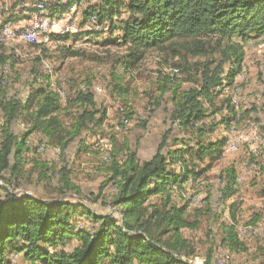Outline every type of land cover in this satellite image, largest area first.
Here are the masks:
<instances>
[{
  "label": "trees",
  "instance_id": "16d2710c",
  "mask_svg": "<svg viewBox=\"0 0 264 264\" xmlns=\"http://www.w3.org/2000/svg\"><path fill=\"white\" fill-rule=\"evenodd\" d=\"M22 1L12 4L13 13L3 18L2 23L27 18L23 10L15 12L16 5ZM79 2L81 0H52L42 12L47 10L49 21ZM30 10L29 16L39 11L35 5L33 9H24ZM122 13H127V17L117 26L118 43L133 48L127 55L130 67L150 48L168 47L181 39H192L195 45L201 44L203 38L218 40L216 46L221 48L222 60L214 68L204 66L196 87L182 91L171 89L170 121L187 133L188 138L176 137L170 144L168 135L164 134L150 158L140 162L135 152L129 151L122 162L112 161L108 181L117 187L112 203L118 218L112 214H97L82 202L15 195L3 188L0 264H196L190 260L193 247L181 230L194 229L197 223L185 216L188 203L178 204L172 198L177 190L183 189L185 182L199 178L210 169L211 164L199 167L205 158L214 160L222 154L227 138L211 140L208 137L221 121L229 124L232 118L208 119L222 109L216 106L213 93L231 84L241 73L242 42L264 34V0H102L98 6L86 8L84 15L91 20L90 16L95 15L96 23H100ZM50 28L46 34L51 33ZM66 31L49 36L65 42L71 36L76 39L84 35ZM66 54L76 55L77 52L66 48ZM9 57L2 53L0 66L8 63ZM226 62L229 65L224 70ZM40 77L43 81L48 79L46 75L40 74ZM30 89V96L24 101L1 93L0 109L5 123L0 128V181L9 184L18 185L26 172V154L32 152L28 141L31 134L39 133L47 145L58 148L62 154L83 130L100 127L105 118V111L96 108L93 95L85 92L84 87L67 99V103L76 107L69 118L64 117L67 111L63 110L60 94L55 90L44 83ZM226 108L235 115L229 104ZM208 109L212 111L207 113ZM19 115L25 117L27 129L17 135L10 124ZM30 161L38 171V180L46 179L51 164L38 157ZM58 172L60 192L74 189L79 193L69 178V170L63 166ZM223 178L222 199L227 200L236 192L235 169H226ZM154 196L159 197L158 203L151 201ZM230 213L234 218L235 211L230 209ZM82 220L92 226H78ZM222 243L230 250L245 249L234 223L225 225ZM16 256L20 260L14 263ZM201 264L212 263L207 259Z\"/></svg>",
  "mask_w": 264,
  "mask_h": 264
},
{
  "label": "rangeland",
  "instance_id": "374dc122",
  "mask_svg": "<svg viewBox=\"0 0 264 264\" xmlns=\"http://www.w3.org/2000/svg\"><path fill=\"white\" fill-rule=\"evenodd\" d=\"M39 1L23 0L16 5L15 12L23 10L28 17L31 10L24 9H33ZM101 1L81 0L74 13L68 10L59 17H48L50 24L56 19L70 18L68 22L74 24L60 27L66 32L84 33L76 39L71 36L64 42L49 36L59 26L30 42L0 35V55L11 56L8 63L0 66V100L1 93H5L8 98L24 101L30 96V88L44 83L60 94L63 110L68 112L64 117L69 118L76 107L67 103V99L84 87L85 92L93 95L96 108L105 111L102 125L83 130L62 154L58 148L47 145L39 133L31 134L28 141L32 152L26 154V172L18 185L0 181L1 195L5 194L4 188L15 195L78 201L97 214L118 218L112 203L117 187L108 181L112 161L122 162L129 151L135 152L140 162L150 158L164 134L168 135L170 144L176 137L188 138L187 133L170 121L171 89L182 91L196 87L204 66L214 68L222 60L221 48L216 46L218 40L203 38L201 44L195 45L192 39H181L168 47L150 48L130 67L127 55L133 48L118 43L117 27L127 13L100 23L85 19V9L98 6ZM14 2L0 0V29L6 24L23 26L26 18L2 23L3 18L13 13ZM46 14L47 10L41 16L47 18ZM111 39L116 42H107ZM235 39L240 42L239 38ZM66 48L77 54L67 55ZM242 48V71L231 84L213 93L216 106L222 109L208 117L215 121L232 118L229 124L221 121L208 137L211 140L227 138L222 154L214 160L205 158L199 167L211 164L210 169L199 178L185 182L183 189L177 190L172 198L178 204L187 202L185 216L197 223L194 229L181 230L193 247L190 260L196 264L207 259L212 264H264V34L242 42ZM228 65L224 63V70ZM40 74L48 79L43 81ZM228 104L235 115L226 108ZM211 111L208 109L207 113ZM4 123L0 109V128ZM10 127L17 135L24 133L25 117L14 118ZM231 141L234 146H228ZM36 157L51 164L44 180H38V171L32 167L30 160ZM63 166L69 170V178L79 193L74 189L60 192L58 168ZM228 168L236 171V192L223 200V175ZM158 198L154 196L151 201L158 203ZM230 209L235 211L234 218ZM232 223L244 243L243 250H230L222 243L223 229ZM77 225L92 226L87 220ZM14 259V263L20 260L17 256Z\"/></svg>",
  "mask_w": 264,
  "mask_h": 264
},
{
  "label": "bare ground",
  "instance_id": "6f19581e",
  "mask_svg": "<svg viewBox=\"0 0 264 264\" xmlns=\"http://www.w3.org/2000/svg\"><path fill=\"white\" fill-rule=\"evenodd\" d=\"M52 0H41L35 4L36 10H39L38 12H35L28 16L26 19H36V18H42L43 22H35L32 24H28L24 27V33L23 32H12L8 35V33L5 31L6 26L8 28H16L14 26H10L6 24L3 26L0 35L6 37V38H17L20 41L23 42H30L37 38L36 37H28L26 34H33V35H39L46 31V25H50L49 21H45V17L41 16L42 11L45 9V6L48 2H51ZM73 9V8H72ZM48 20V19H47ZM49 27H47V30ZM50 29H55V27H51ZM66 31V29H62L60 26L57 28V30H54V32L62 34ZM2 39V38H1ZM63 96V95H62ZM61 97V96H60ZM61 101V100H60Z\"/></svg>",
  "mask_w": 264,
  "mask_h": 264
},
{
  "label": "built area",
  "instance_id": "2783aa9c",
  "mask_svg": "<svg viewBox=\"0 0 264 264\" xmlns=\"http://www.w3.org/2000/svg\"><path fill=\"white\" fill-rule=\"evenodd\" d=\"M76 7L78 6H73V13L76 10ZM90 17H93V21H95V15H92ZM70 20V18H66V19H56L55 21L52 22L51 25H46V31L41 34V35H46L47 33V27H56V26H65L66 24H74L73 22H68ZM24 24L21 28H8L6 26L5 31L8 33V35L12 32H23L24 33V27L28 24H32L35 22H43L42 18H36V19H25L23 20ZM28 37H36V36H41V35H33V34H26ZM234 142L231 141V144L228 146H234ZM227 150V147L226 149Z\"/></svg>",
  "mask_w": 264,
  "mask_h": 264
},
{
  "label": "crops",
  "instance_id": "0c3cea01",
  "mask_svg": "<svg viewBox=\"0 0 264 264\" xmlns=\"http://www.w3.org/2000/svg\"><path fill=\"white\" fill-rule=\"evenodd\" d=\"M73 6H75V5H73ZM73 6L70 8V11H71V10L73 11V9H72V8H73Z\"/></svg>",
  "mask_w": 264,
  "mask_h": 264
}]
</instances>
